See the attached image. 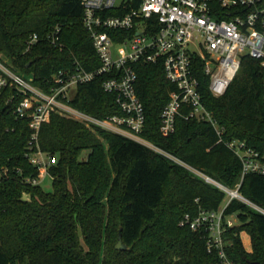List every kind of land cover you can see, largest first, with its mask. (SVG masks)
<instances>
[{
	"label": "trees",
	"instance_id": "obj_1",
	"mask_svg": "<svg viewBox=\"0 0 264 264\" xmlns=\"http://www.w3.org/2000/svg\"><path fill=\"white\" fill-rule=\"evenodd\" d=\"M32 35L38 40L26 50ZM0 56L45 91L55 73L75 63L87 71L99 66L79 0H0ZM202 65L195 57L201 102L220 135L209 123L177 118L174 132L162 136L159 114L173 86L161 63H136L141 137L229 188L239 184L242 197L264 208V175L241 180V162L226 146L236 140L263 151L264 66L242 56L226 92L215 97ZM103 79L78 85L70 105L96 117L120 115L114 95L101 88ZM20 99L13 88L0 90V166L7 169L0 181V264H221L204 233L178 222L198 205L216 210L224 194L137 142L52 114L38 135L40 149L57 158L49 170L51 191L24 183L37 169L25 157L28 121L14 113ZM226 214L237 221L223 234L227 259L264 264V216L238 200ZM119 232L125 251L115 249Z\"/></svg>",
	"mask_w": 264,
	"mask_h": 264
},
{
	"label": "built area",
	"instance_id": "obj_2",
	"mask_svg": "<svg viewBox=\"0 0 264 264\" xmlns=\"http://www.w3.org/2000/svg\"><path fill=\"white\" fill-rule=\"evenodd\" d=\"M79 3L82 26L99 61L97 68L87 71L75 63L73 69L55 73L45 91L32 84V76L20 74L0 56V90L13 88L21 96L14 113L28 121L25 157L37 169L36 176L26 177L23 182L39 185L46 177L53 179L49 170L57 158L38 145L40 128L52 114L91 131L102 130L132 140L224 194V201L216 210L198 205L194 213H185L178 225L204 233L208 249L217 251L221 264H232L224 251L223 234L237 221L234 214H226L227 206L238 200L263 216L264 208L242 197L239 184L229 188L141 137L145 115L136 94L134 67L136 63H161L165 80L173 86L159 114L162 136L174 132L177 118L209 123L220 135L221 128L201 102L193 60L197 57L203 63L208 90L215 97L226 92L240 68L242 56L260 60L264 66V0H79ZM111 11L113 14H108ZM37 40L36 35L30 36L26 50ZM51 42L56 44L54 38ZM101 76L104 77L101 88L114 95L120 115L96 117L70 105L78 85ZM71 88L75 90L72 97ZM226 146L241 162V180L249 173L264 175V147L258 153L236 140ZM6 177L7 169L0 166V181Z\"/></svg>",
	"mask_w": 264,
	"mask_h": 264
},
{
	"label": "rangeland",
	"instance_id": "obj_3",
	"mask_svg": "<svg viewBox=\"0 0 264 264\" xmlns=\"http://www.w3.org/2000/svg\"><path fill=\"white\" fill-rule=\"evenodd\" d=\"M74 93H75V90L71 88L69 91V96L72 97ZM104 147L106 148L105 143H104ZM39 185L44 191H51V180L49 178L46 177ZM23 198L27 199V196L24 195ZM240 237H241V241L243 243L244 248L246 250H250V242H249V238L247 234L242 232Z\"/></svg>",
	"mask_w": 264,
	"mask_h": 264
},
{
	"label": "water",
	"instance_id": "obj_4",
	"mask_svg": "<svg viewBox=\"0 0 264 264\" xmlns=\"http://www.w3.org/2000/svg\"><path fill=\"white\" fill-rule=\"evenodd\" d=\"M115 249L118 251H125L128 249V247L122 243L120 232L118 234L117 242L115 244Z\"/></svg>",
	"mask_w": 264,
	"mask_h": 264
}]
</instances>
